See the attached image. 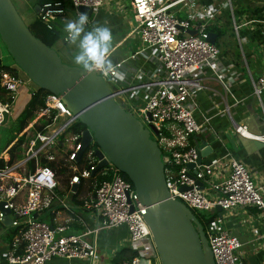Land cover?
<instances>
[{"label": "built area", "instance_id": "built-area-1", "mask_svg": "<svg viewBox=\"0 0 264 264\" xmlns=\"http://www.w3.org/2000/svg\"><path fill=\"white\" fill-rule=\"evenodd\" d=\"M105 2L70 0L77 15L82 13L81 6L92 9L94 14ZM194 2L132 0L136 22L133 33L138 35L141 48L135 49L127 59L113 63L112 72L102 76L105 80L110 77L118 85L122 82L115 90L108 84L116 100L122 98L126 102L129 99L138 104L135 111L144 119L136 116L135 111H128L152 130L151 135L162 151L166 184L174 200L182 201L190 209L203 211L216 212L217 206L223 210L254 208L264 218L263 187L255 182L246 164L229 150L210 161L204 159L198 163L197 146L191 143V138L201 134L212 121L208 113H199L198 97L205 90L207 76L217 80L236 100L226 77V71L232 72V66L224 63L221 49L209 40L213 11L206 4L198 6ZM185 11L186 16L180 17L179 14ZM64 14V1L57 0L44 3L39 18L53 29ZM87 26L92 29L94 25L88 21ZM63 40L68 43L65 38ZM140 54H145L146 59L157 56L159 65L155 69L140 67L136 76L138 81L127 85L124 83L125 69L130 61L140 59ZM0 61V202L12 211L9 227L15 230L6 252V264H112L117 250L109 251L112 255L109 260L108 252H102L96 238L104 230L122 226L128 228V246L137 255L121 264H144L146 261L151 264L153 256L159 260L152 231L145 220L147 207L141 203L134 184L125 179L111 161L93 176L102 160L96 155L99 146L91 143L78 159L84 131L66 135L79 119L63 101L62 95L49 92L44 99L45 107L29 126L1 147V128L10 122L13 107L20 97V84H27L31 95H35L39 87L30 86V78L24 82L19 75L4 68L1 51ZM161 68L165 74L160 73ZM253 82L254 92L260 96L264 90V75ZM147 89L148 93L144 95L143 91ZM224 111L230 113L229 106ZM5 114H8V120L3 124ZM43 117L50 120L46 131L30 132ZM235 132L264 142V134H253L245 124H235ZM23 136L26 138L20 144L22 151L13 154L12 148ZM17 153H22L23 157L17 158ZM12 154L16 156L14 161H11ZM56 156L64 158L73 172L65 191L60 189L62 184L56 172L42 165L43 159L54 161ZM81 158L88 163L83 168L79 166ZM190 164H195L194 178L190 175L193 173ZM92 177L103 179L97 181L91 194L79 196L78 202L74 201L73 195L79 188L75 192L73 186L80 185L81 179ZM69 198L72 204L67 201ZM60 210L68 212L70 218L59 222ZM35 213L37 217H34ZM49 215L54 216L53 223L45 220ZM4 217L5 213L0 209V224ZM215 220L203 225L215 263L240 264L241 240L228 229L218 230ZM74 223L82 227L81 231H72Z\"/></svg>", "mask_w": 264, "mask_h": 264}, {"label": "water", "instance_id": "water-1", "mask_svg": "<svg viewBox=\"0 0 264 264\" xmlns=\"http://www.w3.org/2000/svg\"><path fill=\"white\" fill-rule=\"evenodd\" d=\"M41 7H35L37 13H40ZM79 10L89 18L93 16V10L86 6H81ZM191 33L195 34V31ZM0 36L28 77L39 88L62 95L69 109L87 126L78 159L93 140L98 144L100 149L96 155L102 160L93 176L111 161L134 184L141 203L147 207L145 220L152 231L161 263L216 264L198 216L185 203L171 197L157 141L146 126L115 99L103 76L64 63L54 48L34 35L12 0H0ZM209 40L215 44L217 34L210 32ZM7 120L8 114H5L3 124ZM197 149L198 163L213 152L211 146H197ZM189 167L194 178L195 164ZM197 183L201 184L199 180ZM78 188L79 185L75 184L73 191ZM4 205L0 202V209L5 213L1 225L9 226L13 214ZM215 210L222 218V207L217 206Z\"/></svg>", "mask_w": 264, "mask_h": 264}, {"label": "crops", "instance_id": "crops-1", "mask_svg": "<svg viewBox=\"0 0 264 264\" xmlns=\"http://www.w3.org/2000/svg\"><path fill=\"white\" fill-rule=\"evenodd\" d=\"M17 1L22 9L28 12L32 7L35 9L37 4L42 6L46 2L57 0H46L43 3L38 0L35 2L32 0ZM63 1L66 14V2ZM194 3L198 6L200 4L209 6L214 15L211 20L212 24L218 26L223 32H230L231 36L236 38V43L233 39V43L225 49L226 54L222 55L224 63L232 66V72L226 71V77L230 80L236 100L223 89L217 80L212 76H207L204 81L205 90L201 91L198 97L199 113H208L212 116V121L210 125L205 126L201 134L191 138V143L201 148L207 146L213 148V152L205 158V161H210L223 154L225 150H229L246 164L255 182L261 185L264 191V142L242 137L235 132V124H245L253 134H264V90L260 96L255 94L253 82L259 76L264 75V0H229V3L226 0H195ZM127 8L124 0H106L103 8L93 14L92 23L94 26L102 25L110 28L113 39L121 36V39L112 47L111 54L123 45L130 44L128 48L130 53L127 52L128 54L126 53L124 58L116 61L127 59L135 48H141L140 46L134 47L133 42L140 44L138 36H136L138 40L131 41L135 37L134 29L126 30L128 17L125 12ZM183 14L184 16H181L185 17L186 14ZM38 15L39 13L35 17ZM65 37L66 35L63 36V38ZM139 58L136 61H130L125 69L124 83L127 85L135 84L138 81L136 76L140 73V67L155 69L158 65L153 62L154 57L146 59L142 56ZM156 62L159 63L157 60ZM227 106L230 108V113L224 111ZM65 188L66 185H61L60 189L65 191ZM222 214V218L219 216L216 218L215 226L218 230H230L241 240L243 245L239 250L240 264H264V218L259 215V212L254 208H235L223 210ZM57 218L59 222H64L70 218V214L65 210H60ZM81 229L82 227L76 223L72 225L73 232H75L74 230L81 231ZM8 231L11 233L12 228L0 224V264H6V252L11 244L9 239H3ZM111 231L108 233L109 238H112L111 245L114 244V246L112 249H107L118 250L128 246L129 232L126 226ZM101 234L96 239L100 249L104 252L103 250L106 249L104 248L106 244L104 239L107 236H102L100 245L99 236ZM115 236L119 237L118 245L113 239Z\"/></svg>", "mask_w": 264, "mask_h": 264}, {"label": "rangeland", "instance_id": "rangeland-1", "mask_svg": "<svg viewBox=\"0 0 264 264\" xmlns=\"http://www.w3.org/2000/svg\"><path fill=\"white\" fill-rule=\"evenodd\" d=\"M18 11L20 12L21 16L23 17V19L26 21V23H31L32 22V18H34L36 15H37V12L35 11V9L32 7L30 8V10L28 12H25L24 9H22V7L19 5V2L17 0H12ZM24 1H30V0H24ZM35 2V0H32ZM46 0H38V2H45ZM228 3H229V0H226ZM66 2V14L65 16L61 17L57 23L58 25H60L62 27L61 29V35H62V38L59 42H57V44L55 45L54 49L59 53V55L61 56L62 60L64 63L68 64V65H71V66H77L75 63H74V55L76 53V48L75 46L73 45H70L69 43H64V40H63V36L66 35L65 31H64V27H65V24L68 20L70 19H77L78 18V15H77V12L76 10L72 7L71 3L70 2H67V0H65ZM124 2L127 4V9H126V12L125 14H127V17H128V24L126 25V30L128 31H131L132 29L135 28L136 26V22L134 21V14H133V11H132V0H124ZM38 5V4H37ZM185 14H187V11L183 12ZM181 13L179 16L180 17H183L184 14ZM183 15V16H181ZM92 19H93V16L88 18V21L89 23L92 22ZM212 23V22H211ZM138 36L137 34H135V37L132 38V42L134 40H138V38L136 37ZM121 39V36H118L117 38L113 39L112 40V47ZM233 39L236 43V38L234 36H231V33L230 32H225L224 36L221 37L218 42H217V45L219 46V48L221 49L222 51V55L226 54V51L225 49H227V46L232 44L233 43ZM134 43V47L136 46H140V44H137V42H133ZM129 45L130 44H125L123 45L122 47L114 50L111 54V62L112 64L118 60V59H122L124 58L128 53H130L128 51V48H129ZM137 49V48H135ZM0 51H1V56H2V64L7 67V68H10V69H15L17 71V73L19 74L20 78L25 82L27 80L28 75L17 65L15 59L13 58V56L10 54V52L8 51V48L6 47V45L4 44V42L2 41L1 39V36H0ZM128 52V53H127ZM125 53V54H124ZM127 53V54H126ZM145 54H140L139 57H142L144 56ZM156 60L158 61V57L157 56H154V59H153V62L155 64H158L156 62ZM159 65V64H158ZM158 70H159V66H158ZM160 73H163L165 74L164 72V69L161 68L160 70ZM106 81L108 84H110L111 88L113 90L119 88L118 86H121L122 85V82L118 84H115L113 83L112 79L110 77H107L106 78ZM30 86L34 87V88H37L39 87L35 82H31L30 83ZM20 88V97L18 99V101L15 103L14 107H13V110H12V115L10 117V122L8 124V126H4L1 128V135H2V143H1V147L4 148L7 144V142L11 139H13L15 136H17V134H15L14 132V127H15V123L17 122V119L19 117V115L21 114L22 110L24 109L25 105H26V101L27 99L30 97L31 95V91L29 89V86H27V84L25 83H22L20 84L19 86ZM146 93H148V89L146 91H143V94L145 95ZM117 101L120 103L121 106H123L126 110H132V112L135 111V109H137L138 107V104L135 103V102H131L129 101V99L126 100V102H124L122 100V98H117ZM136 116H139L141 119H144V117L142 115H140V113H138L137 111H135L134 113ZM77 122H80V120H78ZM76 122V123H77ZM75 123V124H76ZM147 130L149 132L152 133V130L149 128L148 124H145ZM19 135V134H18ZM67 136H72L73 133H72V130H69L67 133H66ZM152 137H154V135L152 134ZM96 142L93 140L92 142V145H94ZM68 202H72L71 198H69L67 200ZM192 212L194 214H196L198 216V218H208L211 214L214 213V211H203V210H198V209H191ZM45 220L50 222L49 219H48V216L45 217ZM75 232H78L76 230H74ZM109 231L111 230H104L102 231L101 235L99 236L100 239H99V242H100V245H101V240H102V236L105 235L107 236V238L104 239V241H106V244L104 246V249L103 251L104 252H108L107 253V256H108V259L110 260L111 259V254L109 251H113V250H109L107 248H113L114 244L111 245V240L112 238H109ZM112 232V231H111ZM12 233H10L8 231L7 235H5L3 237L4 240L9 239V241L12 242ZM110 237H111V234H110ZM121 238V237H120ZM113 239L116 240V245H118L120 243L119 241V237L115 236ZM157 256H153L152 259L155 260ZM158 260V259H156ZM152 261V260H151ZM159 264H162L161 263V259L159 257V260H158ZM144 264H150V261H146Z\"/></svg>", "mask_w": 264, "mask_h": 264}, {"label": "trees", "instance_id": "trees-1", "mask_svg": "<svg viewBox=\"0 0 264 264\" xmlns=\"http://www.w3.org/2000/svg\"><path fill=\"white\" fill-rule=\"evenodd\" d=\"M29 28L32 30L34 35L43 41L45 44H47L49 47L54 48L57 42H59L62 38L61 35V29L62 27L60 25L55 24L53 29H50L47 27V25L39 18V15L35 17L34 20H32L31 23L28 24ZM86 30H91L89 26L86 25ZM209 31L214 32L217 34V40L220 39L222 35L225 34L218 26L215 24H209ZM217 43V42H216ZM4 68L8 69L10 72L19 75L15 69H10L5 66ZM49 93V91L44 90L42 88H39L37 93L35 95H30V97L26 101V105L24 109L22 110L21 114L19 115L17 122L15 123L14 132L15 134H19L22 131H24L25 128H27L30 124V122L37 116V113L45 107V97ZM3 98V97H2ZM4 99V98H3ZM50 123V120L46 117L41 118L37 123L34 124L32 128H30V132H37L42 131L45 132V127ZM87 129V126L83 124L81 121L77 122L72 126L70 130L72 132H82ZM17 136H15L13 139L9 140L12 142ZM26 137L23 136L20 138L19 142L15 144V146L12 148L11 152L14 154L15 151H22V148H20V144L24 141ZM8 141V142H9ZM93 146H98L97 143H95ZM12 154L11 161H14L16 156ZM22 153H17V158H22ZM42 165H47L51 167L57 174L58 179L62 185H68L69 178L73 174L72 170L69 168L68 164L65 162L64 158L61 156H56V160L54 161H48L46 159L42 160ZM84 165H88L87 160L81 158L79 161L80 168H83ZM123 177L127 180H130L128 176L124 173H122ZM103 179L102 177L99 179H96V177H92L90 179H81L79 189L78 191L73 195L74 201H77V197L89 195L91 194L97 184V181ZM218 217V213L214 212L209 218L204 219L199 218L201 223L205 225L206 221L212 222ZM49 221L53 223L54 216L49 215L48 217ZM12 235L14 236L15 230H12ZM137 255V252L132 250L130 246H124L117 250L115 256L111 259L112 264H121L125 261H131L135 256ZM151 264H159L158 260H152Z\"/></svg>", "mask_w": 264, "mask_h": 264}, {"label": "clouds", "instance_id": "clouds-1", "mask_svg": "<svg viewBox=\"0 0 264 264\" xmlns=\"http://www.w3.org/2000/svg\"><path fill=\"white\" fill-rule=\"evenodd\" d=\"M87 23L88 15L80 13L77 19L68 20L64 27L65 39L77 49L74 63L88 73L108 76L112 72L111 30L102 25H95L91 30H86Z\"/></svg>", "mask_w": 264, "mask_h": 264}]
</instances>
